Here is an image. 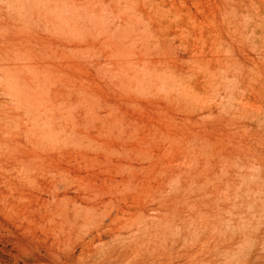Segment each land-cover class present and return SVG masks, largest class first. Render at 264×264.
Returning a JSON list of instances; mask_svg holds the SVG:
<instances>
[{
    "label": "rangeland",
    "instance_id": "rangeland-1",
    "mask_svg": "<svg viewBox=\"0 0 264 264\" xmlns=\"http://www.w3.org/2000/svg\"><path fill=\"white\" fill-rule=\"evenodd\" d=\"M0 264H264V0H0Z\"/></svg>",
    "mask_w": 264,
    "mask_h": 264
}]
</instances>
